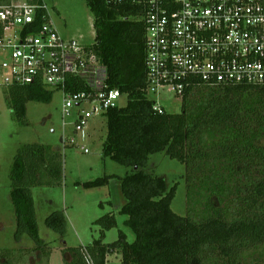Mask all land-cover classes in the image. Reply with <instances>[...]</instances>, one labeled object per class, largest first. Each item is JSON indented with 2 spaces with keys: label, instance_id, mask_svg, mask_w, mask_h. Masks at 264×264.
<instances>
[{
  "label": "trees",
  "instance_id": "obj_1",
  "mask_svg": "<svg viewBox=\"0 0 264 264\" xmlns=\"http://www.w3.org/2000/svg\"><path fill=\"white\" fill-rule=\"evenodd\" d=\"M85 1L96 30L91 49L106 66L110 87L128 99L104 114L103 155L133 169L121 178L126 201L120 212L128 217L135 240L130 242L121 230L116 241L105 243L106 232L117 226L116 216L105 214L95 221L100 237L67 248L66 264H88V257L94 264H108L116 252L121 264H255L248 260L250 251L264 247V86L196 84L183 94L180 113L160 114L145 91L146 31L140 7ZM11 3L0 0V6ZM6 88L7 104L22 124H27L29 101L49 103L54 94L39 82ZM158 152L186 165V216L172 209L177 185L169 188L164 177L143 170ZM62 176L58 149L39 143L18 149L10 172L16 237L26 232L36 247L20 255L0 251L1 264H29L39 252L48 260L32 187L60 184ZM113 177L87 186L107 184ZM46 223L65 235L64 213H52Z\"/></svg>",
  "mask_w": 264,
  "mask_h": 264
},
{
  "label": "built area",
  "instance_id": "obj_2",
  "mask_svg": "<svg viewBox=\"0 0 264 264\" xmlns=\"http://www.w3.org/2000/svg\"><path fill=\"white\" fill-rule=\"evenodd\" d=\"M106 1L141 9L145 91L160 114L166 112L162 93L182 98L201 83L264 86V0ZM38 82L63 93L65 115L79 110L77 133L89 117L104 115L124 97L110 87L107 68L91 45L61 36L47 3L0 6V86ZM87 262L94 264L90 257Z\"/></svg>",
  "mask_w": 264,
  "mask_h": 264
},
{
  "label": "rangeland",
  "instance_id": "obj_3",
  "mask_svg": "<svg viewBox=\"0 0 264 264\" xmlns=\"http://www.w3.org/2000/svg\"><path fill=\"white\" fill-rule=\"evenodd\" d=\"M25 0H12L21 3ZM47 3L53 22L66 39H77L84 45L95 42L94 16L85 0H43ZM0 86V251L19 253L36 247L31 236L24 232L19 238L18 220L11 200L10 172L18 149L24 144L39 143L51 145L62 154L63 176L60 184L34 186V197L39 234L47 243L48 260L36 253L29 264H66V249L89 245L101 235L95 221L105 214L116 216L117 226L105 234L104 242L112 243L124 231L130 242L135 240L133 230L126 224L128 217L120 212L125 198L121 191V178L132 172L103 155V144L107 136V118L104 115L89 117L82 132L75 131L78 112L73 108L64 114L63 93L55 91L49 103L29 101L26 105L27 124L14 119L5 92ZM128 102L126 96L118 100L120 106ZM162 104L168 113H180L182 98L173 93H162ZM68 138V145L64 144ZM74 138V142H71ZM85 149L88 152H85ZM143 170L154 176L164 177L171 188L177 185L172 209L180 216L188 211L186 165L171 158L165 152L150 155ZM105 175H115L107 184L87 186ZM66 217L64 236L48 227L46 220L54 212ZM20 255V253L18 254ZM113 264H121V253L109 256ZM248 260L264 263V247L251 250ZM1 264V260H0Z\"/></svg>",
  "mask_w": 264,
  "mask_h": 264
}]
</instances>
